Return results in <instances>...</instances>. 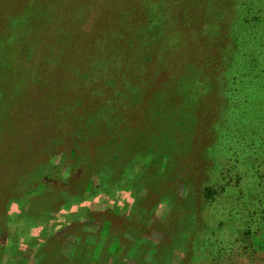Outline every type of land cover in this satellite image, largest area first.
<instances>
[{"label": "trees", "instance_id": "obj_1", "mask_svg": "<svg viewBox=\"0 0 264 264\" xmlns=\"http://www.w3.org/2000/svg\"><path fill=\"white\" fill-rule=\"evenodd\" d=\"M18 64L39 95L0 167V264H264V0H0ZM111 193L127 211L82 206ZM65 205L88 217L45 234Z\"/></svg>", "mask_w": 264, "mask_h": 264}, {"label": "rangeland", "instance_id": "obj_2", "mask_svg": "<svg viewBox=\"0 0 264 264\" xmlns=\"http://www.w3.org/2000/svg\"><path fill=\"white\" fill-rule=\"evenodd\" d=\"M93 20V15L91 14L87 20L84 22L83 27L88 28ZM30 71L28 68L23 69L20 64L14 69H4L0 68V167L6 166V159H7V140L9 138L10 133H14V131L19 132L21 128H24V118L27 116V111L30 110L33 106H36V98H38V89H36V74H33V81L34 84L31 86L28 84L29 79L28 76H32L29 74ZM24 122V123H23ZM26 127V126H25ZM148 136V135H147ZM149 138V136H148ZM147 141L149 139L145 138ZM45 168V167H44ZM46 168L50 169L51 171H56L52 173H56L59 175L63 174L65 176L70 172V166H68L65 161H62L61 155H55L53 159L50 161V164L46 166ZM63 170V172H62ZM42 178V177H41ZM65 180V179H64ZM92 181H97V177L94 175L91 177ZM30 183H34L33 185L36 186V177L33 178ZM94 183V182H93ZM88 191L85 190V193ZM84 193V194H85ZM184 193V192H182ZM119 196L111 193V195H99L97 200L90 201L83 203L82 206L89 207L90 209L96 210H103L106 208H120L122 212L127 211L129 203L126 202H119L121 203L120 206L118 204ZM77 208L75 206H66L65 209L61 210L57 213V218L53 222L49 224H44L43 229L45 234L49 231L58 232L57 234H61L63 232V225L71 220L83 219L86 217L85 209L79 208L77 211H73ZM152 213V214H151ZM151 216L156 215L158 218L163 217L165 213V207H156L153 206L151 208ZM88 217V216H87ZM86 217V218H87ZM85 219V218H84ZM86 228L90 230H94V226L92 223H86ZM93 227V228H92ZM98 228V225H97ZM157 233L155 231L150 232L148 236H145L144 239H141L143 242H155ZM131 240L133 239L132 236H129ZM152 237V238H151ZM154 237V238H153ZM152 239V240H151ZM1 241V236H0ZM138 239L134 238L133 242L134 245H138ZM103 242V241H102ZM101 242V244H102ZM183 246V245H182ZM259 246H264L261 243H258ZM25 251L26 255L30 257L32 255V249L26 248L25 246H21ZM124 246H118L116 251L119 252L121 249L123 250ZM26 248V249H25ZM183 248V247H182ZM155 251H152V255L150 256L153 258L152 261L160 262L161 257L159 254L155 255ZM176 252L174 256V264L178 263L181 258V254ZM154 256V257H153ZM7 259V258H6ZM5 259V260H6ZM18 262L19 260L16 259ZM8 262V261H7ZM29 264V263H28Z\"/></svg>", "mask_w": 264, "mask_h": 264}]
</instances>
